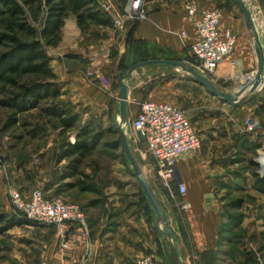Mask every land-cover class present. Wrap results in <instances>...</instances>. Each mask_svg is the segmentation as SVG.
I'll return each instance as SVG.
<instances>
[{"label":"crops","instance_id":"crops-1","mask_svg":"<svg viewBox=\"0 0 264 264\" xmlns=\"http://www.w3.org/2000/svg\"><path fill=\"white\" fill-rule=\"evenodd\" d=\"M196 1L199 11L212 10L216 4L215 0ZM245 1L251 11L254 6L260 7L256 0ZM184 3V0L147 1L145 4L147 16L137 25L134 38L149 45L164 47L174 53H178L186 44L190 46L195 41L196 34L195 29L185 22ZM262 7L264 8V5ZM220 26L229 29L236 37L233 53L216 69V78L226 83L227 80L243 78V73L255 68L256 56L251 50L250 36L242 15L223 16ZM99 29L104 30L99 35L92 34L91 40L87 41L83 40L74 17L62 28L60 43L52 48L54 52L48 55L52 58L50 65L61 87V102L78 105L86 103V98L96 100L100 97L101 93L97 94V88L93 85V82L97 85L98 80L95 76L86 79L84 70L87 68H84V65L92 67L90 70L100 77L102 75L108 77L109 83L106 86L108 96L111 99L118 97V87L111 84V61L114 57L108 59V55L110 48L116 44L121 48L122 38L116 40L112 37L111 28ZM181 29H184L185 33L180 34ZM262 51L264 56V49ZM89 58H93L90 64L86 62ZM151 67L155 66H149ZM133 78L134 76H131L127 81L129 95L134 88L130 83ZM248 79H245V84L239 83L241 88L247 86L246 92L252 84ZM157 81L158 76L151 70L148 75H142L137 87L145 82ZM183 83L179 86L173 84V89L165 101H148L183 105L193 98L194 93L198 94V100L208 101L206 95L209 94L204 88L191 79L184 78ZM216 105L211 113L213 116L211 119L194 120L191 117L193 128L200 133L201 147L198 151L181 155L177 160L176 180L171 186L176 192L178 184L184 186V193L177 196L189 207L183 210V214L176 221L174 216L168 214L155 194L170 229L174 230V226L181 228L182 236L177 234L175 241L182 264H219L217 254L226 214L224 202L235 193L230 191L231 183H235V175L233 176L235 170L230 158H233L238 147H242V141L245 139L257 143L256 145L264 144V136L257 130L244 131L245 124L250 120L258 121L264 129V90L251 94L238 107H230L220 100ZM229 110H232L233 116L226 119L224 114ZM208 121L211 122L210 126H204ZM226 121H232L233 125L227 126ZM258 137L260 139L257 142L254 139ZM252 164L253 167L264 169V162L260 163L258 159L252 161ZM153 167L154 163L151 168ZM258 177L262 179L264 172ZM251 197L255 203L247 205V209L244 208L243 213L246 217L238 223L236 229L244 226L246 220H256V223L264 220V193L252 191ZM78 202L86 215L87 235L82 236L81 228L73 227L69 233L67 249L60 251L53 238V228H44L40 230V235L50 237V240L39 241L31 238L18 240L19 247L23 246L25 251L14 255L19 264H135L139 258L147 254L154 256L155 264H172L176 258L178 259L177 256L172 258L170 248L173 247L175 253L173 244L170 239L160 235L153 214L146 210H132V207L123 206V201L110 203L106 198L91 195H85ZM0 211L9 216L13 214L1 175ZM220 263L230 264V260L226 257Z\"/></svg>","mask_w":264,"mask_h":264},{"label":"rangeland","instance_id":"rangeland-1","mask_svg":"<svg viewBox=\"0 0 264 264\" xmlns=\"http://www.w3.org/2000/svg\"><path fill=\"white\" fill-rule=\"evenodd\" d=\"M94 1L97 9L104 13L112 23L110 29L112 37L116 40H121L122 38L121 48H118L116 44L114 47L110 48L108 55V59L114 57L113 61H111L112 86L115 87L117 76L121 72L129 66L140 62L163 59L186 62L192 66L195 65L189 52V45L187 44L182 47L178 53H174L164 47L153 44L149 45L134 38L137 25L144 19H131L127 17L126 14L129 11V3L131 0ZM147 1L153 0H145V4ZM184 1L183 12L185 22L194 30L185 11V5L189 0ZM215 1L216 4L212 10L220 11L222 17L241 16L231 0ZM256 1L260 3V7L255 8V6L252 5L254 7H252L251 12L254 17L256 30L261 38V44L262 41L264 42V8L262 7L264 5V0ZM144 13L146 17L147 13L145 6ZM72 17L73 16L70 15L65 20L64 25L70 22ZM117 21L121 22L118 26L115 25ZM30 24L38 28L37 23L30 21ZM99 28L106 27L91 25L87 31H80L83 40H91L92 34L99 35V33L104 30ZM181 33H185V30L181 29L180 34ZM248 33L250 36L251 50L256 56L255 68L243 73V78L233 79L231 81L227 80L226 83H223L222 80H218L215 77L216 75L214 77L207 76L221 91L236 94L237 91L241 90L239 83L245 84L246 78H250L251 75H256L257 73L258 60L255 43L252 33L249 30ZM263 49L262 47V50ZM45 51L47 55L54 52L51 47L45 48ZM92 61L93 58H89V61L86 62L90 64ZM84 66V68H87V70H84V76L86 79H89L91 77H88V73L93 72V70H90L92 67H88L87 65ZM151 70L155 71L158 76V81L156 83L145 82V84H141L137 87L139 80H142V75H148ZM131 76H134L130 82L131 87L134 86V88L131 89L129 95V117L127 125L123 130L128 140L129 148L135 156L154 194H156L158 199L162 202L168 214L172 217L174 216V219L177 221L183 214V210H185V203L177 196V194L180 195L179 192H176L172 186L171 191L166 190L162 182L156 177L153 168H151L154 162L149 155L145 154L143 142L137 141L135 133L131 129V120L136 115L139 105L142 102L148 100L165 101L169 92L172 91L173 86L184 84V78L190 79V76L180 68L175 69L169 66H155L151 68L147 66L133 72ZM108 83V77L103 75L101 76V80H98L97 85L93 82V85L97 88V94L101 93L103 95L100 94V97L96 100L86 98V103L78 105L61 102V96L57 100L61 104L71 108L73 113L78 117L77 123L79 125L82 127L87 126L93 133H101L102 135L100 145L82 162L79 168L81 176L79 175L74 178L61 179V175L68 164V160L59 161L58 157L68 143H73L75 141L76 129L63 130L56 120L47 117L40 111V108L43 106L39 109L18 115L17 123L6 128L7 119L11 112L6 108L0 107V175L6 186V195L9 205L10 201L7 192L8 188L11 187L19 190L26 198L34 191L40 190L48 198H58L64 202L74 203L80 206L81 204L78 202L79 199H82V197L84 198L85 195H91L93 197L106 198L110 203L123 201V206L132 207V210H146L149 214H152L142 198L136 180L132 177V168L124 156L122 147L117 143L119 141V136L116 131L119 120L117 107L118 97L111 99L108 96L109 92L106 91ZM243 87H245L246 90L247 86L245 85ZM244 92V95H246L247 92ZM206 96L209 98L208 101H201L197 99L198 94L194 93L193 98L186 104H173L172 106L180 110L190 122L192 120L191 117H193L194 120L211 119L213 118L211 113H213V108L217 106L216 102H218V100L211 95ZM108 100L109 102H107ZM229 106L232 107L234 105ZM232 116V110L224 114L226 119ZM226 122H228L226 124L229 127L233 125L232 121ZM256 122L259 127L256 130L264 136V129L258 121ZM210 123V121L205 122L204 126H210ZM192 127L194 126L192 125ZM259 139L258 137L254 140L258 142ZM239 144L240 142H238V145ZM256 144L257 143L254 142L251 143L247 139L243 140L242 147H238L236 153L232 156L233 158H230V163L233 165V170H235L233 174V176L235 175V183H231L230 191H235V193L224 202L226 214L224 215L225 223L222 226L220 234V249L217 254L219 264H221L220 262L226 257L230 260V264H264V220L262 219L258 223H256V220H246L244 226L236 229L238 223L246 217L243 213L244 208L247 209V205L255 203L251 197L252 191L261 194L264 193V180H259V174L256 173L259 168L250 165V161L259 159V155L264 154V144ZM69 184H71L72 187H69ZM85 186L94 187L99 193L94 194L80 191L79 187ZM10 208L12 209L11 205ZM12 213L11 216H7L22 219L28 222V224L13 227L0 235V264H19L18 259L14 258V255L15 253H24L25 251H23V246V248L19 247L18 240H27V238L39 241L43 239L50 240V237L47 238L43 237L44 235H40V230L52 227L28 221L18 216L13 210ZM256 217L258 216L256 215ZM70 230L67 236V247ZM172 232L175 237L177 234H179L178 236H182L181 228H177V226H174ZM53 238L57 242L60 251L67 249L61 248L60 242L55 236L54 229ZM170 241L172 244V240ZM172 248H170V251L173 258L175 254ZM176 262L178 264L177 258L172 264H176Z\"/></svg>","mask_w":264,"mask_h":264},{"label":"trees","instance_id":"trees-1","mask_svg":"<svg viewBox=\"0 0 264 264\" xmlns=\"http://www.w3.org/2000/svg\"><path fill=\"white\" fill-rule=\"evenodd\" d=\"M70 15L81 32L91 25L112 27L94 0H0V107L11 112L5 127L15 125L18 115L43 106L40 111L56 120L63 130L76 129L75 141L68 143L58 157L59 161L68 160L61 179L81 176L82 162L102 140L101 133L95 134L87 126L79 125L71 108L57 101L62 94L61 87L45 48L57 47L61 28ZM30 21L37 23L38 28ZM117 143L121 145L120 141ZM259 180L263 181L264 177ZM79 189L99 193L94 187ZM139 191L142 195L140 188ZM142 198L150 209L143 195ZM23 224L28 222L0 211V235Z\"/></svg>","mask_w":264,"mask_h":264},{"label":"built area","instance_id":"built-area-1","mask_svg":"<svg viewBox=\"0 0 264 264\" xmlns=\"http://www.w3.org/2000/svg\"><path fill=\"white\" fill-rule=\"evenodd\" d=\"M144 6L145 0H131L127 17L145 19ZM185 11L196 34L195 41L189 46V52L195 62L194 67L204 76L214 77L218 65L233 53L236 37L229 29L221 28L220 11H199L195 0L187 2ZM120 23L117 21L115 25L118 26ZM94 76L101 80L96 72L88 73V77ZM263 85L264 83L259 85L255 92L261 91ZM257 128L258 123L250 120L246 123L244 131L252 132ZM131 129L134 133H141L145 154L154 162L153 171L156 177L166 190L171 191V184L176 180L179 157L188 152L198 151L201 147L202 140L193 129L190 120L168 103L144 101L131 120ZM263 158L264 154L259 155L260 163L264 162ZM263 172L264 169L261 167L258 174L261 175ZM177 188L182 195L184 186L178 184ZM7 194L13 212L29 221L52 227L62 249L67 248V236L72 227L81 228L80 234L87 235L86 216L79 205L58 198H48L40 190L34 191L26 198L19 190L9 187ZM188 207V204H184L185 210ZM135 264H155V258L147 254L139 258Z\"/></svg>","mask_w":264,"mask_h":264},{"label":"water","instance_id":"water-1","mask_svg":"<svg viewBox=\"0 0 264 264\" xmlns=\"http://www.w3.org/2000/svg\"><path fill=\"white\" fill-rule=\"evenodd\" d=\"M232 2L240 11L246 28L253 35L255 50L258 60L257 73L246 95L240 97L238 93L233 94V93H227L221 91L206 76L201 74L194 66L186 62H178L174 60L156 59V60L140 62L129 66L126 70H124L117 76L119 122L116 126V131L119 136V141L124 156L132 168V177L136 180L144 199L146 200L147 204L149 205L152 211L158 232L162 237H166L172 240V244L175 248L176 256L178 257V264H182V263L179 260V253L176 247L174 233L172 232V230L168 225V221L164 215L163 209L160 203L158 202L150 184L148 183L135 156L132 154L129 148L128 140L123 130V128L127 125L128 117H129L128 116L129 90H128L127 81L130 79L133 72L147 66H169L171 68L178 67L183 72L188 73L190 79L200 87L204 88L209 95L229 105H234V106L240 105L249 95L253 94L256 91L259 85L263 83L264 60H263V51H262V46L260 44L259 34L258 31L256 30L253 20V14L249 9L248 4L246 3L245 0H232ZM244 91H245V87H242L240 92H244ZM135 136L139 142L142 143L144 141L140 132H136Z\"/></svg>","mask_w":264,"mask_h":264},{"label":"bare ground","instance_id":"bare-ground-1","mask_svg":"<svg viewBox=\"0 0 264 264\" xmlns=\"http://www.w3.org/2000/svg\"><path fill=\"white\" fill-rule=\"evenodd\" d=\"M175 69H179L178 67H176ZM186 74H188V73H186ZM189 75V74H188ZM239 76V75H238ZM254 78H255V75H251L250 76V78L248 79L249 80V82H253V80H254ZM238 94H239V96L241 97V96H243V94L245 93V92H237ZM241 93H242V95H241ZM118 122H119V120H118ZM124 129V128H123Z\"/></svg>","mask_w":264,"mask_h":264}]
</instances>
